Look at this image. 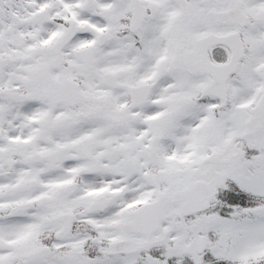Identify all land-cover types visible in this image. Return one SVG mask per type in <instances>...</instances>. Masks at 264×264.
Here are the masks:
<instances>
[{
  "label": "snow or ice",
  "instance_id": "snow-or-ice-1",
  "mask_svg": "<svg viewBox=\"0 0 264 264\" xmlns=\"http://www.w3.org/2000/svg\"><path fill=\"white\" fill-rule=\"evenodd\" d=\"M0 264H264V0H0Z\"/></svg>",
  "mask_w": 264,
  "mask_h": 264
}]
</instances>
